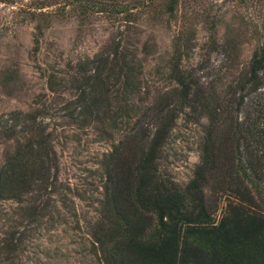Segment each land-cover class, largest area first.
Returning <instances> with one entry per match:
<instances>
[{
  "label": "trees",
  "instance_id": "16d2710c",
  "mask_svg": "<svg viewBox=\"0 0 264 264\" xmlns=\"http://www.w3.org/2000/svg\"><path fill=\"white\" fill-rule=\"evenodd\" d=\"M56 1L43 0L38 8ZM110 1L65 0L63 7L72 5L84 15L96 8L124 13L130 20V8ZM155 1L142 0L141 5ZM180 2L162 0L161 12L176 17ZM30 13L33 19L48 15ZM186 43L183 34L177 36L169 66L175 85L149 106L136 103L140 66L136 54L125 52L120 43L80 61L71 78L58 83L75 91L73 123L95 124L109 138L122 136L105 154L103 198L89 229L101 264H264V117L241 123L233 115L264 85V47L253 52L233 86L236 103L225 119L218 112L219 100L184 67ZM187 108L210 121L200 162L181 184L163 172L162 160L174 123ZM43 114L14 111L0 122L3 136L14 141L0 166V200H14L41 217L49 204L44 198L59 185L54 134ZM222 195H227L223 206ZM41 201L43 207L36 205ZM10 240L7 250L15 251L19 244L13 236Z\"/></svg>",
  "mask_w": 264,
  "mask_h": 264
},
{
  "label": "rangeland",
  "instance_id": "374dc122",
  "mask_svg": "<svg viewBox=\"0 0 264 264\" xmlns=\"http://www.w3.org/2000/svg\"><path fill=\"white\" fill-rule=\"evenodd\" d=\"M41 2L0 1V122L14 111L44 112L42 119L54 134L59 185L44 198L49 202L44 217L30 207L24 211L14 200H0V264H101L89 229L103 198L105 154L122 136L109 138L95 124L73 123L70 101L75 91L58 83L69 80L80 61L116 42L137 56L141 91L136 103L152 105L175 85L169 66L176 38L183 34L184 67L219 100L220 117L229 119L230 106L236 103L232 88L253 52L264 47V0H181L176 17L161 12L162 0L150 6H142V0H116L119 8L131 9L130 20L124 13L97 8L86 15L72 5L64 9L65 0L39 9ZM33 10L48 15L33 19ZM245 99L243 109L233 112L235 120L264 117V85ZM209 121L187 108L174 123L162 170L181 184L191 179L200 162ZM4 129L0 124V166L6 149L14 145L3 136ZM226 199L222 195V206ZM36 205L43 207L44 202ZM12 236L19 244L15 251L7 250Z\"/></svg>",
  "mask_w": 264,
  "mask_h": 264
}]
</instances>
